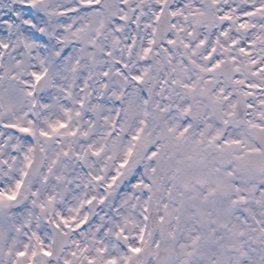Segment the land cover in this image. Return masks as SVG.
Masks as SVG:
<instances>
[{
    "label": "snow or ice",
    "instance_id": "snow-or-ice-1",
    "mask_svg": "<svg viewBox=\"0 0 264 264\" xmlns=\"http://www.w3.org/2000/svg\"><path fill=\"white\" fill-rule=\"evenodd\" d=\"M0 264H264V0H0Z\"/></svg>",
    "mask_w": 264,
    "mask_h": 264
}]
</instances>
